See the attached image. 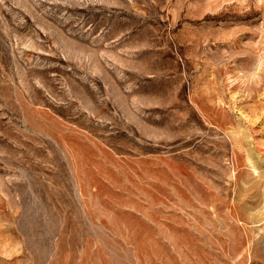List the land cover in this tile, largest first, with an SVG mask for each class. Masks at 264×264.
Returning a JSON list of instances; mask_svg holds the SVG:
<instances>
[{"label": "rangeland", "instance_id": "rangeland-1", "mask_svg": "<svg viewBox=\"0 0 264 264\" xmlns=\"http://www.w3.org/2000/svg\"><path fill=\"white\" fill-rule=\"evenodd\" d=\"M0 264H264V0H0Z\"/></svg>", "mask_w": 264, "mask_h": 264}]
</instances>
